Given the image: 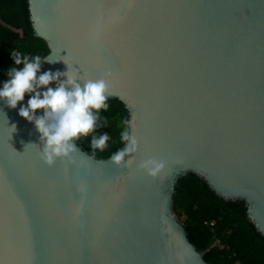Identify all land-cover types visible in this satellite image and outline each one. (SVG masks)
I'll use <instances>...</instances> for the list:
<instances>
[{"label": "water", "instance_id": "1", "mask_svg": "<svg viewBox=\"0 0 264 264\" xmlns=\"http://www.w3.org/2000/svg\"><path fill=\"white\" fill-rule=\"evenodd\" d=\"M27 9L48 48L37 76L107 79L139 147L125 168L76 140L87 159L49 167L35 124L19 116L30 96L15 109L0 100V264H209L173 211L188 173L243 201L264 236V0H27ZM148 159L165 163L155 178L139 168Z\"/></svg>", "mask_w": 264, "mask_h": 264}, {"label": "trees", "instance_id": "2", "mask_svg": "<svg viewBox=\"0 0 264 264\" xmlns=\"http://www.w3.org/2000/svg\"><path fill=\"white\" fill-rule=\"evenodd\" d=\"M47 52L45 42L33 35L27 0H0V89L12 68L23 67L15 65V56H27L31 61ZM107 102L108 109L100 111L95 131L77 140L93 157H109L123 145L120 134L127 111L117 97H108ZM104 134L110 137L108 146L103 151L93 150V137ZM173 211L190 243L204 251L203 258L209 264H264V236L249 221L240 199L225 201L198 175L188 173L177 180Z\"/></svg>", "mask_w": 264, "mask_h": 264}, {"label": "clouds", "instance_id": "3", "mask_svg": "<svg viewBox=\"0 0 264 264\" xmlns=\"http://www.w3.org/2000/svg\"><path fill=\"white\" fill-rule=\"evenodd\" d=\"M14 60L15 65L23 64V67L9 71L10 78L0 89V100L5 101L9 108L15 109L28 94L30 99L26 107L20 108L19 116L35 124L44 144L41 160L49 167L57 160H67L68 163L75 164L74 154L81 153L84 156L75 141L93 133L100 118V111L108 109V97L113 95L109 90L108 80L83 79L69 74V71L63 74L44 72L37 76L42 63L39 55L31 61L27 56L22 59L18 55ZM61 75L67 77L66 81L60 82ZM53 82H58L55 89L49 87ZM41 88L47 90L40 92ZM38 110L43 111L42 116H36ZM123 125L120 142L125 147L111 156V163L116 167L128 168L134 161L127 159L125 162V158L132 157L138 151L139 142L135 135L137 129L134 122L125 119ZM109 139L107 134L93 137L92 149L103 151L108 146ZM164 167L163 161L155 159L145 160L139 165L141 170L153 178L157 177Z\"/></svg>", "mask_w": 264, "mask_h": 264}, {"label": "built area", "instance_id": "4", "mask_svg": "<svg viewBox=\"0 0 264 264\" xmlns=\"http://www.w3.org/2000/svg\"><path fill=\"white\" fill-rule=\"evenodd\" d=\"M0 85H1V81H0ZM204 224H209V226H213L214 222H205Z\"/></svg>", "mask_w": 264, "mask_h": 264}, {"label": "rangeland", "instance_id": "5", "mask_svg": "<svg viewBox=\"0 0 264 264\" xmlns=\"http://www.w3.org/2000/svg\"><path fill=\"white\" fill-rule=\"evenodd\" d=\"M181 222V221H180Z\"/></svg>", "mask_w": 264, "mask_h": 264}]
</instances>
